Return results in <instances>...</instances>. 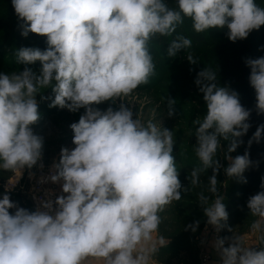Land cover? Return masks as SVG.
<instances>
[{"label": "clouds", "instance_id": "9594fccd", "mask_svg": "<svg viewBox=\"0 0 264 264\" xmlns=\"http://www.w3.org/2000/svg\"><path fill=\"white\" fill-rule=\"evenodd\" d=\"M12 6L21 35L45 37L47 47H23L16 53L18 64L39 61L38 72L25 67L0 73V172L16 177L8 179L0 198V264H154L158 245L165 244L156 236L161 213L198 187L210 168L212 195L201 192L198 199L207 224L217 234L225 229L231 233L213 241L219 264H264V177L260 191L246 201L252 218L248 234L229 226L225 197L217 188L221 141L227 142L223 171L228 178L247 183L244 173L259 163L247 149L230 155L251 127L252 109L241 104L239 93L219 85L211 68L197 74L194 82L206 105L203 119L194 121L195 154L202 167L191 169L187 187L179 179L173 131L143 120L126 100L155 74L149 47L153 38L173 36L188 18L197 33L226 28L230 41L244 40L264 26V7L256 0H176L175 7L166 0H12ZM191 46V39L177 35L167 55L175 57ZM186 58L198 62L191 54ZM244 62L255 111L264 115V56ZM48 88L54 98L43 95L41 90ZM38 94L51 100L50 108L84 113L70 124L75 147L61 149L48 178L61 184L62 194L30 211L13 202L9 192L23 170L31 177L42 159L43 138L32 128L41 115ZM118 100V109L95 107ZM175 104L167 100L169 117ZM262 139L264 124L248 147ZM198 226L196 221L186 230L195 232Z\"/></svg>", "mask_w": 264, "mask_h": 264}, {"label": "rangeland", "instance_id": "374dc122", "mask_svg": "<svg viewBox=\"0 0 264 264\" xmlns=\"http://www.w3.org/2000/svg\"><path fill=\"white\" fill-rule=\"evenodd\" d=\"M166 2L168 3V0ZM168 4L173 7L170 3ZM5 15L8 17L2 21L3 18L1 17ZM19 25L20 22L12 6V0H0V73L11 74L12 72L22 71L25 67H31L34 71L38 72L41 68L39 61L32 65L17 63L16 53L20 48L37 47L40 39L43 38L36 34L34 37L33 33H29L27 37L22 36V29ZM190 28L194 30L192 21L188 23L184 21L183 24L177 27L182 32L181 34L184 31L189 33ZM253 32L254 30L247 38L251 37ZM33 37L34 40H32ZM158 38H153L149 45L154 52L160 50ZM186 38L190 39L189 36ZM45 44L46 38L44 40ZM190 48L181 50L175 57H168L167 52L164 51L165 55L160 58L153 57L156 65L155 74L150 77L148 84L141 85L133 93L132 97L126 98L127 101H131L128 106L131 107L134 114L138 113L145 121L153 119L154 122L160 124L163 128L173 131V139L175 141L173 155L177 160L178 169H183V158L190 159L195 156V131L197 125L194 121L198 118L202 120L206 114L205 102L199 101L200 97L194 81L202 69H212L214 66L211 48H208L206 45L197 46V43L194 45V49ZM188 54H191L198 62L191 64L186 58ZM41 91H44V96L54 98L51 88L42 89ZM168 99L176 101L174 106L175 114L172 117L168 116ZM37 101L41 115L39 122L33 125L32 128L34 134L43 138V149L41 161L31 169V172L34 174L32 176L39 173L41 164L43 165L41 168L53 172L54 163L59 162L61 149L67 147L71 150L75 147L72 143L73 133L70 129V124L78 122L80 115L84 113V109L72 113L67 109H60L59 107L50 108L48 105L51 103V100H41L40 94L37 95ZM120 103L121 101L119 100L116 104L105 102L95 107L101 111L106 110L109 106L118 109ZM220 163L223 166L221 171L223 172L224 180L228 183L229 178L223 171V168L228 166V161L224 159V154ZM8 173L13 180L16 178L12 173ZM25 176H29V170L27 169H25ZM55 185L62 191L61 184L55 183ZM25 190L24 192H29L28 188H25ZM26 193L23 194L24 201L27 200L25 199L27 198ZM156 236L158 238L157 234ZM207 239L209 244L213 238L208 237ZM197 245L199 248V239L197 240ZM160 246L162 245H158V247ZM153 261L154 264H180L179 258H171L169 261L162 254L155 255Z\"/></svg>", "mask_w": 264, "mask_h": 264}, {"label": "trees", "instance_id": "16d2710c", "mask_svg": "<svg viewBox=\"0 0 264 264\" xmlns=\"http://www.w3.org/2000/svg\"><path fill=\"white\" fill-rule=\"evenodd\" d=\"M257 4L264 7V0H256ZM173 7L176 6V0H168ZM8 17L2 16V21ZM185 23L191 21L188 18L184 19ZM182 32L177 29L176 33L170 37H159L160 50L158 52L152 51L154 58H160L167 52L169 44L177 35H184L190 37L192 41V47L197 43V46L206 45L211 48V53L214 57V66L212 70L217 74V82L221 86H229L231 89L237 91L240 95L241 104L247 108L252 109L249 123L251 127L248 133L242 137L244 143L241 144L237 150L230 155L235 157L236 155H243L247 149L250 154V159L254 162H259L258 167L254 166L248 169L244 176L247 179V183H240L235 179L229 178V182H225L223 172L217 175L219 189V195L223 196L225 187L227 186V198H225L226 210L229 213L228 224L234 231L240 225H246L248 227L251 217L248 216V209L246 207V201L249 196L256 194L260 191V184L262 177H264V139L260 143H255L248 147L247 141L252 137L256 128L264 124V115H257L255 111V91L249 84L250 69L245 65L246 58L256 59L264 56V26H261L259 30H254L251 37L244 40H238L232 42L227 38V29H211L203 33H197L190 28L189 33ZM35 37V34H34ZM34 37L32 40H34ZM21 39V37H20ZM45 37L40 39L36 48L41 50L46 49L47 44L44 45ZM195 43V44H194ZM150 47V46H149ZM197 87V85H196ZM200 102L203 101V94L199 92L197 87ZM222 149L218 152V159L222 160L223 154L227 148V142L221 141ZM183 169L180 171L179 179L182 184L187 187L189 180L186 178L191 169L195 167H202L201 162L197 158L196 154L190 159L183 158ZM8 172H0V198H2L5 190L4 184L10 178ZM212 175V169H208L207 172L201 175V184L198 187H192L187 193L182 194V199L178 202H173L168 208L161 213L162 223L157 233L158 238L163 237L165 245L158 247V252L155 254H162L163 257L179 258L180 264H199V248L197 245V239L202 234L204 228L208 225L207 218L203 214V209L199 205V194L203 192L207 196L212 194L208 191V177ZM10 199L16 202L20 207L26 208L32 211L31 203L28 198L24 201L22 194L9 193ZM29 207V208H28ZM11 209L10 212H14ZM199 221V226L195 232L191 229L186 230V226L194 224ZM231 233L226 229L221 231V237L230 236ZM154 255V256H155Z\"/></svg>", "mask_w": 264, "mask_h": 264}, {"label": "built area", "instance_id": "2783aa9c", "mask_svg": "<svg viewBox=\"0 0 264 264\" xmlns=\"http://www.w3.org/2000/svg\"><path fill=\"white\" fill-rule=\"evenodd\" d=\"M39 169V173L31 177L25 176V170H23L21 178L9 192L14 194L19 193L23 195L24 193H26L24 192L26 191L25 188H28L29 192L26 193V197L31 203L32 211L40 206L41 201L48 199L54 201L57 196L62 194V191L58 189L55 183H52L50 179H48L50 174H52L53 172L45 170V168L41 167H39ZM15 179L13 181H15ZM7 185L8 182L4 184V190ZM217 235L221 237V232L217 234L212 226L207 225L204 228L201 236L199 237V264H211L213 258L207 238L211 237L215 239Z\"/></svg>", "mask_w": 264, "mask_h": 264}, {"label": "crops", "instance_id": "0c3cea01", "mask_svg": "<svg viewBox=\"0 0 264 264\" xmlns=\"http://www.w3.org/2000/svg\"><path fill=\"white\" fill-rule=\"evenodd\" d=\"M223 196L225 197V198H227V186L225 187V190H224V194H223ZM225 201V200H224ZM236 232H238V233H244V234H248V227L245 225H240L237 229H236ZM201 236V235H200ZM199 239V238H198ZM197 239V240H198ZM255 239V237H250V241L251 240H254ZM213 241H214V239H211V241H210V243H209V247H210V249L212 250V258H213V260H212V262H211V264H219V262H220V257H219V255H218V253H217V251L214 249V247H213Z\"/></svg>", "mask_w": 264, "mask_h": 264}]
</instances>
